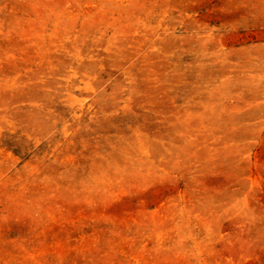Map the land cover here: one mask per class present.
I'll use <instances>...</instances> for the list:
<instances>
[{
	"label": "rangeland",
	"instance_id": "obj_1",
	"mask_svg": "<svg viewBox=\"0 0 264 264\" xmlns=\"http://www.w3.org/2000/svg\"><path fill=\"white\" fill-rule=\"evenodd\" d=\"M0 264H264V0H0Z\"/></svg>",
	"mask_w": 264,
	"mask_h": 264
}]
</instances>
